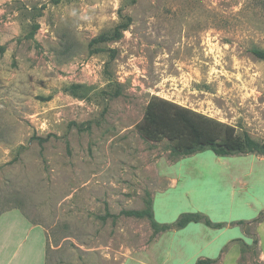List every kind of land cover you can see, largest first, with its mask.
I'll return each mask as SVG.
<instances>
[{
	"label": "rangeland",
	"instance_id": "1",
	"mask_svg": "<svg viewBox=\"0 0 264 264\" xmlns=\"http://www.w3.org/2000/svg\"><path fill=\"white\" fill-rule=\"evenodd\" d=\"M55 2L0 0V214L45 230L44 264H169L161 234L121 212L152 200L170 215L178 186L189 206L203 192L264 205L263 153L175 159L136 127L158 97L264 148V61L251 53L264 51V0ZM125 18L119 40L89 47ZM238 221L228 226L255 235L256 254L235 239L215 264H264V217Z\"/></svg>",
	"mask_w": 264,
	"mask_h": 264
},
{
	"label": "crops",
	"instance_id": "2",
	"mask_svg": "<svg viewBox=\"0 0 264 264\" xmlns=\"http://www.w3.org/2000/svg\"><path fill=\"white\" fill-rule=\"evenodd\" d=\"M221 187L224 191L225 186ZM176 190H180L184 198H177L175 201L166 199L165 212L173 208L170 215L158 216L156 204L152 203L154 219L158 223H172L182 213L201 212L212 222L225 223L226 226L213 229L200 223H191L182 229L161 233L159 247L165 243L163 250L167 254L163 252L160 255H168L169 264H195L197 259H216L224 246L241 237L239 228L228 225L237 220H248L264 208L260 202L245 208L233 194L229 197H212L206 192L198 196L203 199L201 201L204 205L189 206L194 200L187 202V190L183 186H178ZM243 242L252 245V242ZM239 250L233 246L230 254L234 255ZM45 251L46 233L41 226L31 223L18 209L0 214V264H44Z\"/></svg>",
	"mask_w": 264,
	"mask_h": 264
},
{
	"label": "trees",
	"instance_id": "3",
	"mask_svg": "<svg viewBox=\"0 0 264 264\" xmlns=\"http://www.w3.org/2000/svg\"><path fill=\"white\" fill-rule=\"evenodd\" d=\"M55 3H58L56 0ZM126 22L117 25L111 34L99 35L89 42V47L98 43L107 41H117L120 39L122 32L129 26V18H125ZM38 25L34 24L29 32L32 37ZM98 50H91L95 53ZM114 57V51L111 52ZM251 53L259 60L264 61V51L260 49H252ZM114 95H119L116 92ZM138 133L145 139L150 141L166 140L170 144V156L178 159L188 157L203 151L209 150L217 157H230L235 155L246 154H264V148L253 141L246 134L241 136L234 134V128L222 124L214 119L196 113L190 109L179 106L168 100L158 97H152L146 104L143 117L137 124ZM42 142L43 140H40ZM126 217L145 218L149 222V227L155 235L165 233L172 230H179L191 223H200L206 227L213 229H221L226 226L225 223H214L207 216L200 212H187L180 214L172 223H158L154 219L152 200L146 202L143 210H129L121 212ZM264 217V211L250 222L242 220L236 222L237 225L247 227L253 223H260ZM238 242L241 255L247 250H251L256 254L258 240L252 234V245H247L241 239ZM220 256L216 259H197L195 264H215L219 261Z\"/></svg>",
	"mask_w": 264,
	"mask_h": 264
}]
</instances>
